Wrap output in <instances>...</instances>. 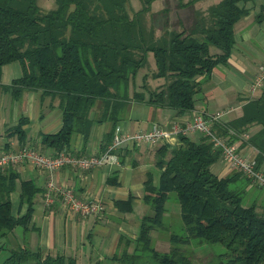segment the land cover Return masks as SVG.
<instances>
[{
  "label": "trees",
  "instance_id": "trees-1",
  "mask_svg": "<svg viewBox=\"0 0 264 264\" xmlns=\"http://www.w3.org/2000/svg\"><path fill=\"white\" fill-rule=\"evenodd\" d=\"M175 1L179 8H192L200 0ZM253 1L219 0L205 10L193 8L189 24L168 28L163 21L164 28L156 35L155 26L145 20L152 13L153 0H140V8L131 15L128 0H54V7L46 9L37 0H0V75L5 63L17 60L22 68L19 77L0 87L10 89L14 98L28 89L58 98L62 125L56 132L42 134L44 146L67 149L75 131L86 137L93 119L90 111L96 106L101 119L113 121L105 135V143L110 142L138 73L143 75L140 87L145 91L134 88L133 97L177 113L193 109L200 88L197 76L209 75L217 63L227 60L234 44V23L248 12L246 3ZM255 17L264 18V1ZM149 53L155 68L147 73L143 68L147 69ZM148 75L163 77L164 83L151 88ZM242 109L239 117L212 127L230 138L229 128L242 132L252 123L260 124L250 139L258 149L259 166L264 159V86ZM24 121L21 118L13 128L22 142ZM219 159L220 150L202 133L198 139L181 134L172 146L160 143L155 156L158 183H152L150 172L145 180L143 199L151 212L142 215L136 237L128 238L110 258L116 264H198L191 248L219 243L224 250L213 254L208 264H264V207L244 204L249 180L241 171L218 175L212 170ZM17 189L19 204L26 205L20 215L12 210L11 192ZM39 191L32 179L19 180L11 166L0 168V238L18 225L28 228ZM171 193L179 204L184 231L166 232L171 247L159 250L151 232L166 228ZM122 202L127 204L122 209H131L129 200L117 201ZM5 243H0L5 253L0 264H78L75 257L63 253Z\"/></svg>",
  "mask_w": 264,
  "mask_h": 264
},
{
  "label": "crops",
  "instance_id": "crops-1",
  "mask_svg": "<svg viewBox=\"0 0 264 264\" xmlns=\"http://www.w3.org/2000/svg\"><path fill=\"white\" fill-rule=\"evenodd\" d=\"M253 4L247 2L248 12L234 23V44L227 60L217 63L209 75L197 76L200 88L195 94L193 109L177 113L167 106L151 105L145 99L133 97L131 94L134 88L145 91L140 87L143 75L138 73L130 86V97L121 110V118L117 124L127 131H135L149 129L153 125H161L168 129L176 123L192 118L197 112L207 118L211 125L216 122L224 125L239 117L243 112L244 103L258 97L262 90V88L255 91L249 89V82L257 64L264 60V18L256 19L255 14L259 9ZM161 22L156 26L153 23L156 35H159L164 28L165 21ZM170 22L172 21L169 18ZM168 28L172 27L168 26ZM250 38H255L258 43L251 44ZM148 65L151 69L155 68ZM21 74L19 61L5 63L1 68L0 84L9 85ZM146 83L154 88L163 84L164 78L148 75ZM217 111L221 112V116L212 119V115ZM100 113L99 106L90 111V117L93 119L86 137L78 131L72 133L67 147L70 152L98 154L106 148L109 142L105 143V135L111 131L113 121L108 118L101 119ZM21 118H25L21 124L24 129L23 142L19 140L17 132L13 129ZM61 125L62 111L58 98L42 94L39 89L24 90L19 97L14 98L10 89L0 87L1 151L31 145L43 153H53L55 152L53 149L43 145L42 134L56 132ZM261 127L258 123H252L242 132L233 130L229 137L236 143L241 153L256 158L258 149L250 139ZM188 136L198 139L201 133L192 131ZM172 138H174L172 144L167 141L164 143L172 146L179 136ZM159 145L160 143L152 145L128 142L118 150L117 161H109L90 169L67 165L52 171L35 167L30 163L11 166L18 173L19 180L32 179L40 191L34 199L28 228H23L21 225L14 227L6 237L0 238V243L4 240L5 245L9 247L22 243L33 249L40 247L52 253H63L75 257L78 264L103 262L116 264L110 257L126 243L128 238L136 237L142 215L151 212L143 196L145 180L149 172L152 174V183L154 185L158 183L159 169L155 166V156ZM259 167L264 170V159L259 163ZM234 169L221 158L212 165V170L218 175L227 174ZM248 180L244 193L250 196L251 202H256L263 208V188L249 178ZM49 181L55 185L71 188L80 198L101 201L103 210L97 214L81 215L65 205L57 192H52L53 198L47 203L45 193ZM11 199L13 213L23 214L26 205L19 204L18 189L11 192ZM125 200H129L130 210L121 208L126 206V203H117ZM172 213H175L174 209L166 208V217H170ZM129 245L132 246V243Z\"/></svg>",
  "mask_w": 264,
  "mask_h": 264
},
{
  "label": "built area",
  "instance_id": "built-area-1",
  "mask_svg": "<svg viewBox=\"0 0 264 264\" xmlns=\"http://www.w3.org/2000/svg\"><path fill=\"white\" fill-rule=\"evenodd\" d=\"M263 86L264 60L257 64L255 73L249 82V89L255 91ZM220 116L221 112L217 111L211 118L217 119ZM192 131L205 134L211 141L212 147L220 150L222 160L230 167L241 171L250 181L258 184L264 190V170L257 166L256 158L241 153L234 141L213 130L208 119L199 112L195 113L192 118L176 123L168 129L161 125H153L145 130L127 131L116 124L112 139L106 148L98 154H74L65 148L53 153H43L31 145H23L15 150H0V168L30 163L35 167L52 171L67 165L80 169H90L109 161H117L118 150L128 142L156 145L167 141L172 144V140H174L172 136L185 135ZM229 132L232 134L233 130L229 128ZM46 189L45 201L47 203L53 198L52 192H57L65 205L81 215L97 214L104 208L101 201L80 198L65 185H55L49 181L46 184Z\"/></svg>",
  "mask_w": 264,
  "mask_h": 264
},
{
  "label": "rangeland",
  "instance_id": "rangeland-1",
  "mask_svg": "<svg viewBox=\"0 0 264 264\" xmlns=\"http://www.w3.org/2000/svg\"><path fill=\"white\" fill-rule=\"evenodd\" d=\"M216 1L218 0H200V1H197L194 4V7L192 8H189V7L179 8L178 6H176L175 0H153L151 4V8L152 10L153 9L155 10L152 11V13L150 12V14L147 13L145 20L147 24L151 25L154 23L155 26L158 25L161 21L166 20L165 21L167 23L166 25H168L169 27H175L177 29H180L182 26L180 22L183 21L185 25L189 24V21L191 20L192 14H193V8H196L197 6L198 9L205 10L206 9L205 6L211 3H214ZM263 1L264 0H254L253 5H255L259 9L260 4ZM37 3L43 9L54 7L55 5L54 0H37ZM164 6L167 8V12L165 13L160 11L161 8ZM127 8H128L129 14L131 15L134 11L140 8V0H128ZM169 18L172 21L170 23H169ZM154 31L156 33V28L154 29ZM250 42L251 44L258 43V41L255 38H250ZM148 64L152 65L153 68L155 67V62H154L152 53H149L148 55ZM146 68L148 70L145 69L144 67L143 71L150 73V71L152 70L150 66L146 65ZM244 181L245 179H243V182ZM243 202L244 204L251 202L250 196L246 193L243 194ZM166 208L169 210L174 209L175 211V213H172L170 217H166V220L164 221L165 224L163 226L166 228H161L162 231L153 230L151 232V235L154 240V245L159 250H168L171 247L169 240L166 239V232L170 231V232L182 234L184 231L183 223H182V220L179 214V204L174 199V193H171L170 198L166 202ZM186 250L188 251L187 248ZM223 250H224V247L219 243H203L201 245L193 246L191 248L192 256L195 257L196 259L195 261L198 264H208L207 263L208 259L213 260L215 258L212 256L213 254L217 252H221ZM4 256H5V253H0V261L3 259ZM101 264H106V262H103Z\"/></svg>",
  "mask_w": 264,
  "mask_h": 264
}]
</instances>
